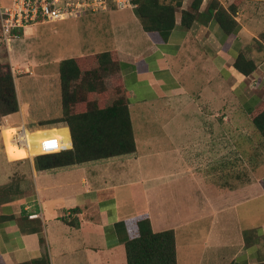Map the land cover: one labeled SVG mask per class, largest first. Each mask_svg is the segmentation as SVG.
Returning a JSON list of instances; mask_svg holds the SVG:
<instances>
[{"label":"crops","instance_id":"0c3cea01","mask_svg":"<svg viewBox=\"0 0 264 264\" xmlns=\"http://www.w3.org/2000/svg\"><path fill=\"white\" fill-rule=\"evenodd\" d=\"M210 1L203 0L199 17L185 29L188 0H183L166 40L144 30L136 7L66 20L94 30L84 38L73 31L70 41L76 46L83 40L85 50L69 59L116 53L118 72L107 81L120 82L125 91L136 151L38 170L35 157L44 136L58 134L73 149L68 124L53 122L63 114L60 71L51 111L41 104L33 113L17 91L20 117L7 116L8 122L32 134L28 150L0 146V189L9 192L0 197V264H24L44 255L51 264H128L126 244L138 237L144 218L155 234L174 232L177 264H264V155H254L251 168L249 151L234 152V121L212 116L220 107L219 113L237 108L248 118L264 100V0H243L236 15L240 29L233 35L209 17ZM219 1L225 8L235 2ZM28 53H15L16 67L45 64ZM242 54L257 65L249 76L234 66ZM190 78L205 81V88L188 90ZM230 81H235L232 88ZM204 91L208 97L202 99ZM176 99L178 105L171 104ZM144 110L150 114L142 136L146 147L140 149L133 115ZM151 113L172 114L159 121ZM241 135L238 144L250 143Z\"/></svg>","mask_w":264,"mask_h":264},{"label":"trees","instance_id":"16d2710c","mask_svg":"<svg viewBox=\"0 0 264 264\" xmlns=\"http://www.w3.org/2000/svg\"><path fill=\"white\" fill-rule=\"evenodd\" d=\"M135 12L148 33H157L166 40L176 25V15L183 0H133ZM203 0H188V10L182 12V27L190 29L199 17ZM243 0H235L225 8L219 0H211L207 11L224 32L236 34L240 24L236 20ZM264 39V35H260ZM238 73L249 76L256 63L244 54L235 62ZM118 72V58L105 52L79 59H67L60 64L63 114L53 122H66L70 128L73 149L57 154L35 157L38 170L72 166L93 160L132 154L136 151L128 99L121 83L107 88L108 77ZM100 92L98 97L96 93ZM91 94V96L89 95ZM90 96V97H88ZM99 104L101 108H99ZM88 108V110L86 109ZM19 112L14 77L0 63V116ZM264 143V100L248 116ZM31 150L33 149V143ZM33 151V150H32ZM2 198H0L1 201ZM75 226V223L72 224ZM138 237L126 244L128 264H177L176 240L173 231L153 233L148 218L138 222ZM43 242V239L41 240ZM24 264H51L47 255Z\"/></svg>","mask_w":264,"mask_h":264},{"label":"rangeland","instance_id":"374dc122","mask_svg":"<svg viewBox=\"0 0 264 264\" xmlns=\"http://www.w3.org/2000/svg\"><path fill=\"white\" fill-rule=\"evenodd\" d=\"M12 1L13 0H0V4L2 6H9L12 4ZM253 7H255L256 9L261 8L259 5H254ZM89 15H95V14H88L87 16ZM72 26H74L73 29H71ZM102 27H105V25H103ZM88 28L86 25H78V26L75 25V21H65V22L60 21L56 23L40 24V25L32 26L30 28V33L28 32V34H25L24 31H20L19 39H15L11 42L10 52L7 50L5 46H1L0 63L3 66L4 70L7 67H9L14 77L16 92L19 91L21 96H26L33 113L37 111L38 107L41 104L47 105L50 111L53 109L56 100H58V91H59L56 88V86L57 87L59 86L60 70H59L58 62L65 59H69L71 56L74 55L78 56L84 52L85 48L82 45L85 44L83 40H80V42L77 41L76 46H74V44L70 41L69 38L71 35H73V31L76 34L82 35L83 38L84 36L90 33L92 34L94 30ZM262 35H264V33H262ZM99 46H103V44ZM22 50H26L27 52H29L28 54L30 59L33 58L36 61L45 62V64H40V65L36 64L32 68L30 67L28 69H26L25 67H21V68L16 67L15 65L18 64V62H16L15 60V53L20 52ZM11 57L13 59L12 61H11ZM198 69L199 68L196 67L197 71H194L193 73H197ZM196 78L189 79V82L186 84L189 86V88H187L188 90H191V88L194 90L195 87L205 88L204 86L205 81ZM234 82L235 81L228 82V87L232 88ZM111 83L113 84V82H110L108 84H110V86L113 87ZM207 93H208L207 91H204L202 93L201 95L202 99L208 97ZM171 104L178 105L177 99L174 100ZM218 110H220V107L213 111V115H212L213 119L222 120L224 118L226 119L229 118L234 121L235 124L234 136L236 138L234 152L236 153L237 156V153L239 151H242L243 148L246 151H249L252 155L250 160V166L251 168H253V164L256 161V159L253 158L254 155H261V156L264 155V143L262 141L260 134L257 131H255L249 118H247L245 115L243 116L242 113L239 111V109L232 108L231 110H229L231 111L230 113L227 112L219 113ZM149 114L150 113L144 110L143 112L135 113L133 115L140 149L146 147L145 144H143V140L145 139V137L142 140V136L146 131L145 124ZM151 114L159 115L158 120L164 121L168 116L171 117L172 113H166V114L151 113ZM189 114L193 115L194 113H189ZM19 117H20V113H17L12 116V119L19 120ZM180 119L181 118L179 116L175 117L176 121L172 119L177 129L179 124H181L178 122L180 121ZM243 123L245 124L246 127L247 125H249V130H245L247 129L245 127V129H243V132L245 133V135L250 137V143H247L248 141L245 140V143L238 144V136H240L243 133L240 130V128L238 129V127L239 125L242 126ZM14 126L17 125H13L9 123L7 117L0 116V146L2 149L7 148L10 152L18 151V150L16 149V146L10 143L11 133H9V131L11 132V130L5 128H12ZM7 130L8 132H6ZM220 130L223 133V130L222 129ZM175 134L177 135V133ZM160 136H162V133L159 135V137ZM154 137L157 136L154 135ZM28 140H29V136H28ZM161 144L162 142L159 143L158 149L163 148V145ZM236 162L240 163V166L242 167V161L238 162L236 160ZM244 168L246 167L244 166ZM0 170H2V167L0 168ZM238 174H241V172L236 171V176H238ZM7 194H9L8 191L3 192V189H0V197L6 196ZM1 203L2 202L0 201V204ZM46 251L49 254L47 247H46Z\"/></svg>","mask_w":264,"mask_h":264},{"label":"built area","instance_id":"2783aa9c","mask_svg":"<svg viewBox=\"0 0 264 264\" xmlns=\"http://www.w3.org/2000/svg\"><path fill=\"white\" fill-rule=\"evenodd\" d=\"M112 7L125 9L136 7L133 0H13L9 6L0 4V48L5 46L10 52L11 42L19 39L20 31L28 27L66 20H76L86 13H101ZM10 143L22 147L27 142L28 132L23 126H14ZM41 153L36 155L57 154L67 151L64 139L60 135H48L38 144ZM37 215H32L34 218Z\"/></svg>","mask_w":264,"mask_h":264},{"label":"bare ground","instance_id":"6f19581e","mask_svg":"<svg viewBox=\"0 0 264 264\" xmlns=\"http://www.w3.org/2000/svg\"><path fill=\"white\" fill-rule=\"evenodd\" d=\"M5 129L11 130V133H13V132L15 131L14 129H10V128H5ZM28 135H30V134L27 133V134H26V137H27ZM62 139H63V138H62ZM25 144H26V142L23 144L22 148L27 149V148L25 147ZM19 148H20V147H19ZM27 150H28V149H27Z\"/></svg>","mask_w":264,"mask_h":264}]
</instances>
